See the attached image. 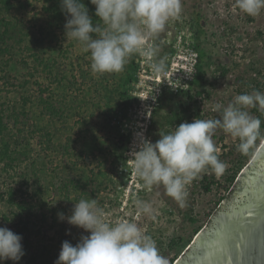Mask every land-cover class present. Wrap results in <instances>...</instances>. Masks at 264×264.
<instances>
[{"label": "rangeland", "instance_id": "1", "mask_svg": "<svg viewBox=\"0 0 264 264\" xmlns=\"http://www.w3.org/2000/svg\"><path fill=\"white\" fill-rule=\"evenodd\" d=\"M33 3L41 8L37 1ZM14 14L28 19L32 12L20 9ZM56 31L46 40L45 57L56 59L58 65L53 72L57 78L67 74V80L78 83L72 89H68L65 81L61 87L57 81L52 85L59 99L69 96L75 100L72 104L76 115L68 122L75 126L76 133L82 129L81 134L98 135L104 143L120 134L122 157L114 166L110 165L116 182L105 191V201L101 203L106 222L136 223L152 237L169 264H174L195 236L209 225L254 155L252 150L242 154L238 139L216 130L213 135L216 154L227 165L226 170L221 176L210 170L202 173L187 186L186 207L180 208L162 185L145 188L136 177L130 158L135 134L142 132L155 143L160 131L169 132L194 118L217 117L216 103L227 105L236 95L250 92L253 87L264 92V11L250 17L235 6V0H182L179 18L170 20L163 32L148 41L157 47L158 58H167L166 70L161 74L154 73L138 55H133L120 73L93 74L90 53L83 51L75 40H66L62 31ZM199 51L205 54L201 65ZM16 73H26L32 82L38 78L41 84H51V75L31 57L28 68L18 67ZM189 90L196 94L195 102L188 103ZM123 93L124 102L119 100V94ZM249 111L259 115L255 108ZM57 135L59 139L67 136ZM263 142L257 141V150ZM208 185L209 192L204 189ZM136 198L152 204L151 216L134 207ZM66 229V235H71L68 241L73 245L81 235H88L74 226L68 225ZM54 261L50 258L49 262Z\"/></svg>", "mask_w": 264, "mask_h": 264}, {"label": "clouds", "instance_id": "2", "mask_svg": "<svg viewBox=\"0 0 264 264\" xmlns=\"http://www.w3.org/2000/svg\"><path fill=\"white\" fill-rule=\"evenodd\" d=\"M95 6L94 23L83 0H59L65 16L64 36L75 40L83 51L90 53L93 74L120 73L133 55L145 59L152 71L166 70V57L158 58V49L149 39L163 32L170 20L179 18L182 0H90ZM244 14L256 17L264 11V0H235ZM259 113L254 116L249 109ZM218 116L212 119L194 118L182 122L169 132H159L153 143L136 133L130 153L132 169L145 188L162 185L166 194L180 208L186 207L187 186L202 173L211 171L221 176L227 165L217 156L213 135L220 129L239 140L238 150L248 154L257 141H264V92L252 88L236 95L227 105L216 103ZM133 205L143 215L153 214L152 204L140 198ZM58 219L83 229L73 245L68 240L54 264H169L156 242L131 221L108 223L99 202L81 198L74 202L70 215L58 213ZM67 234H71L70 231ZM23 237L0 227V262L18 264L26 254Z\"/></svg>", "mask_w": 264, "mask_h": 264}, {"label": "trees", "instance_id": "3", "mask_svg": "<svg viewBox=\"0 0 264 264\" xmlns=\"http://www.w3.org/2000/svg\"><path fill=\"white\" fill-rule=\"evenodd\" d=\"M35 1L40 9L33 0H0V227L23 237L26 254L18 264H51L50 258L57 259L62 242L71 239L66 235L69 224L61 222L58 213L70 215L74 202L81 198H95L102 207L105 191L116 182L110 165L122 157L120 134L104 143L98 135L81 134L82 129L76 133L68 122L76 115L75 100L69 96L59 99L52 85L57 81L61 87L65 81L72 89L78 83L67 80V74L57 78L53 72L56 59L45 57L44 50L56 30L64 33L65 16L59 0ZM83 2L94 23H99L95 6L90 0ZM20 9L30 10L31 17L16 16L14 12ZM30 57L51 75L50 85L16 73L18 67L28 68ZM204 57L199 51L200 65ZM119 95L124 102V93ZM195 98L196 94L187 91L188 103ZM57 134L67 136L59 139ZM204 189L209 192L211 187Z\"/></svg>", "mask_w": 264, "mask_h": 264}, {"label": "water", "instance_id": "4", "mask_svg": "<svg viewBox=\"0 0 264 264\" xmlns=\"http://www.w3.org/2000/svg\"><path fill=\"white\" fill-rule=\"evenodd\" d=\"M230 194L174 264H264V142Z\"/></svg>", "mask_w": 264, "mask_h": 264}]
</instances>
